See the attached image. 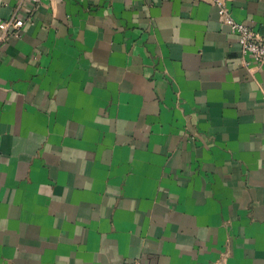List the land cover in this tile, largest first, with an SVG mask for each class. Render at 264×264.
Here are the masks:
<instances>
[{
	"label": "crops",
	"instance_id": "obj_1",
	"mask_svg": "<svg viewBox=\"0 0 264 264\" xmlns=\"http://www.w3.org/2000/svg\"><path fill=\"white\" fill-rule=\"evenodd\" d=\"M227 1L264 38V0ZM25 2L0 43V264H264V65L218 6Z\"/></svg>",
	"mask_w": 264,
	"mask_h": 264
},
{
	"label": "built area",
	"instance_id": "obj_2",
	"mask_svg": "<svg viewBox=\"0 0 264 264\" xmlns=\"http://www.w3.org/2000/svg\"><path fill=\"white\" fill-rule=\"evenodd\" d=\"M26 0H22L18 10L9 18L0 20V43L9 40L12 36L20 33L33 15L34 10L24 8ZM49 0H31L34 6ZM219 8L221 19L229 24L232 31L237 35L241 46L242 62L245 65H264V38L252 25L239 21L232 14L227 0H212ZM127 264H142L140 261H131Z\"/></svg>",
	"mask_w": 264,
	"mask_h": 264
}]
</instances>
